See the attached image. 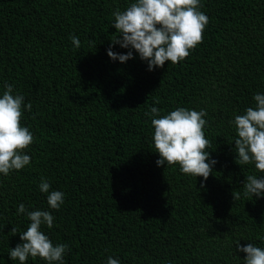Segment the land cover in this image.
Segmentation results:
<instances>
[{
    "label": "trees",
    "instance_id": "obj_1",
    "mask_svg": "<svg viewBox=\"0 0 264 264\" xmlns=\"http://www.w3.org/2000/svg\"><path fill=\"white\" fill-rule=\"evenodd\" d=\"M131 2L0 0V96L8 83L31 102L21 123L35 138L31 162L0 174V264H19L8 253L21 243L11 228L30 224L17 214L21 203L54 216L41 230L53 245H68L64 264H106L109 256L120 264H243L236 241L264 248V196H243L247 175L264 174L234 162L229 124L264 93V0H201L203 42L152 71L134 50L124 63L107 55L112 12ZM152 106L161 115L206 110L209 157L217 160L206 181L156 165L145 115ZM41 178L65 194L59 210L49 208Z\"/></svg>",
    "mask_w": 264,
    "mask_h": 264
},
{
    "label": "clouds",
    "instance_id": "obj_2",
    "mask_svg": "<svg viewBox=\"0 0 264 264\" xmlns=\"http://www.w3.org/2000/svg\"><path fill=\"white\" fill-rule=\"evenodd\" d=\"M201 0H134L124 10L112 12V27L116 35L110 40L107 55L121 63L133 58V50L140 60L147 62V70L162 68L165 62L177 64L188 58L191 51L203 42V32L208 24L207 15L201 11ZM72 44L80 47V40L71 36ZM113 45L130 49L126 54L111 50ZM0 96V174L8 176L12 171L22 170L31 162L26 150L34 142V136L21 120L24 110L31 111V102L24 103L22 94H14L13 85L5 83ZM254 106L236 115L229 124L235 129V163L239 166L254 165L257 173L264 174V93H254ZM158 103V101L156 102ZM154 129L151 140L158 154L157 166L178 165L182 174L202 177L206 181L213 173L217 160L210 159V141L205 136L207 112L185 107L161 115V110L150 107ZM41 193H47L50 209L59 210L64 203V193L51 190L47 179L38 185ZM204 187L203 182L201 188ZM243 196H264V175L249 174L243 182ZM241 193L233 191V200ZM17 214H25L30 221L25 231L11 228L13 235L19 233L21 243L9 249L8 258L26 264L29 258H39L47 264H64L68 245H53L41 230L42 225L53 227L54 216L49 211L31 210L24 204L17 207ZM236 252H243V264H264V248L253 243L241 246L235 242ZM106 264H120L109 256Z\"/></svg>",
    "mask_w": 264,
    "mask_h": 264
}]
</instances>
